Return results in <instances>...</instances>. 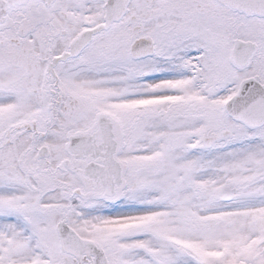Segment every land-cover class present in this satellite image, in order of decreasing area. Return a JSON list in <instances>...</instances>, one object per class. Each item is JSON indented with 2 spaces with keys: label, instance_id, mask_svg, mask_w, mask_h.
<instances>
[{
  "label": "snow or ice",
  "instance_id": "6c2138e0",
  "mask_svg": "<svg viewBox=\"0 0 264 264\" xmlns=\"http://www.w3.org/2000/svg\"><path fill=\"white\" fill-rule=\"evenodd\" d=\"M0 264H264V0H0Z\"/></svg>",
  "mask_w": 264,
  "mask_h": 264
}]
</instances>
